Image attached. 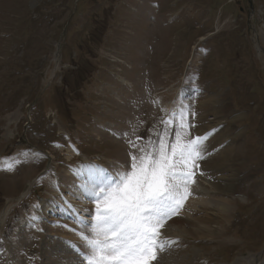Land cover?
<instances>
[{
  "label": "rangeland",
  "instance_id": "374dc122",
  "mask_svg": "<svg viewBox=\"0 0 264 264\" xmlns=\"http://www.w3.org/2000/svg\"><path fill=\"white\" fill-rule=\"evenodd\" d=\"M181 104L190 137L225 131L208 151L218 165L226 142L242 146L224 173L235 188L214 192L234 204L222 224L197 211L210 236L166 233L152 264H263L264 0H0V211L13 203L0 264H59L62 245L74 257L42 210L64 204L52 186L130 168Z\"/></svg>",
  "mask_w": 264,
  "mask_h": 264
},
{
  "label": "snow or ice",
  "instance_id": "6c2138e0",
  "mask_svg": "<svg viewBox=\"0 0 264 264\" xmlns=\"http://www.w3.org/2000/svg\"><path fill=\"white\" fill-rule=\"evenodd\" d=\"M190 106L173 109L140 155H131L130 168L109 171L91 166L81 196L95 203V215L81 238L85 255L81 264H152L163 251L159 229L178 213L190 195L199 161L205 158L204 136L190 137ZM171 126V128H170ZM174 131V139H169ZM133 148L136 144L129 142Z\"/></svg>",
  "mask_w": 264,
  "mask_h": 264
},
{
  "label": "bare ground",
  "instance_id": "6f19581e",
  "mask_svg": "<svg viewBox=\"0 0 264 264\" xmlns=\"http://www.w3.org/2000/svg\"><path fill=\"white\" fill-rule=\"evenodd\" d=\"M173 109L174 108L170 109L171 112ZM217 111L219 113H222L223 111H225V109L219 108L217 109ZM216 118L217 120L215 122V125L220 124L221 120L218 119V117ZM201 127L202 126L200 124V126L197 129L198 131L195 133L196 136L197 135L201 136L203 134L202 133L203 131L208 130L210 128V125L209 127L208 126H205L203 128ZM224 132L225 131L223 130V132L219 134L216 133L213 136L211 135L207 137V144H206L207 146L206 147L204 146L206 149L205 158L199 161V169L198 171H195L194 183H191L189 185L190 195L184 201L183 207L180 208L178 213L166 219V221L164 222L165 226L159 229L160 240L164 241L165 243H168V238L167 239L164 238V235L166 233L167 235H172V236H178V234L182 235L189 233L190 235L193 234L196 237H198L199 235L210 236L211 234H213L211 231V228L213 227L209 225L210 222L209 217L203 215L202 216L199 215L200 217L196 216L198 215L196 214L197 211L203 209L207 211L212 210L214 213H216V217L220 219L219 223L222 224L224 222H229L230 213L232 211L231 207L234 204V199L233 200L228 199L225 194L218 195L216 197L214 196L216 195L215 194L216 189L226 191L228 188L231 187V191H233V189L235 188L234 182L229 180V176L225 175L224 173L227 171V166L229 167V164L226 162H229V160L232 159L233 157H240L238 155L241 152L242 146L240 145V143L238 144L235 139H231L229 142H226V144L222 148H220L219 151L224 161L223 164H219L222 166H219L216 163L215 157L212 155V153L209 154L208 151L215 150L214 146L217 135L223 138L226 137V135L223 136ZM207 133L209 134V132ZM205 167L208 170L207 172L205 170ZM87 168L88 167L85 166V168L81 169L82 174L79 175L78 180L72 181L71 177L69 178L72 183L68 184L67 186L68 188L67 195L64 192L65 190L64 188L59 189L58 186L57 187L52 186V192L54 191L53 192L54 194L53 193L52 194L56 197H61L64 202V204L58 205L57 203V206L50 208V211L53 212V214H51L50 212H46L47 208L45 203L42 205V210L44 211V213H47L48 215L51 216L49 219L50 225L55 224L54 227L55 229L51 228V226H48V228L50 230H53L58 235H60L61 236L60 238L61 240H63V242L66 241L67 238L75 239V240L69 239V241L67 240L68 241L67 244L69 246H72V248L74 249L75 252L74 257L72 254L69 255L70 252L69 249L66 247V245L65 246L62 245L63 253H65L64 250H66L68 254H60V253H59L60 255L58 254L59 256L57 257L61 259L58 260L59 264H74L73 258H75L76 261L78 260V262H80L78 264H81V260L85 255L84 251H82V249L85 248V243L81 238V233L83 232L85 225L88 224L91 218L95 215V203L94 202L90 203L88 199L82 196L78 199L77 196H79L78 186L84 183L85 177L88 175L89 168L88 169ZM65 174L66 176H68L69 171L68 170L65 171ZM68 177L65 178L67 179ZM200 181L203 184H200L201 183ZM201 185H206L212 188L214 191H211L210 189H206L205 187L203 188L201 187ZM12 207H13V203L9 202L0 211V231ZM255 259H256L255 255H251V258L248 256L247 258L240 257L235 261L234 264H254L253 262L255 261Z\"/></svg>",
  "mask_w": 264,
  "mask_h": 264
}]
</instances>
